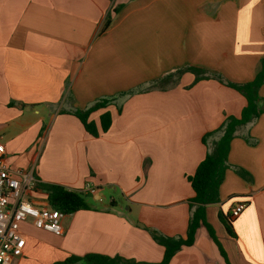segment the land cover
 Masks as SVG:
<instances>
[{
    "label": "crops",
    "instance_id": "1",
    "mask_svg": "<svg viewBox=\"0 0 264 264\" xmlns=\"http://www.w3.org/2000/svg\"><path fill=\"white\" fill-rule=\"evenodd\" d=\"M262 58L264 0H0L3 165L32 172L37 184L91 197L89 210L64 215L60 236L21 222L25 245L11 264H53L89 253L159 262L163 247L143 228L185 236L194 196L186 178L220 133L207 146L201 139L245 105L213 77L249 82ZM187 67L209 78L192 84L191 72L177 74ZM258 95L264 109V85ZM102 98L114 102L89 120L99 129V116L108 111L111 124L92 137L72 112ZM227 162L232 168L207 220L230 264H264V113L237 131ZM86 186L95 193L84 192ZM29 197L50 208L38 186ZM241 202L232 240L217 212L230 213ZM169 264L224 261L200 227L194 244Z\"/></svg>",
    "mask_w": 264,
    "mask_h": 264
},
{
    "label": "trees",
    "instance_id": "2",
    "mask_svg": "<svg viewBox=\"0 0 264 264\" xmlns=\"http://www.w3.org/2000/svg\"><path fill=\"white\" fill-rule=\"evenodd\" d=\"M119 7H115L108 12L102 26V31L107 29L111 22L112 15L117 13ZM184 71L191 72L194 75V81L192 84L199 80L209 78L206 76L204 70L194 67H187L184 70H179L177 71V74L181 75ZM213 78L238 92L244 98L245 105L239 116H226L218 128L204 134L201 139L202 144L207 146V138L215 133H220L218 140L210 147L208 146L205 157L197 165L194 173L186 178L194 196L188 202L191 214L188 219L185 236H163L153 229L144 227L143 229L149 233L151 238L158 245L163 247L162 259L156 263L137 262L118 256L110 257L103 254L89 253L82 256L70 255L63 261L55 262L53 264H169L172 257L179 250L185 247H190L194 244L196 231L200 227H203L206 230L208 237L216 246L219 255L222 257L224 264H230L221 241L216 235L214 228L207 220L206 210L208 206L219 203V186L223 181L225 171L228 168H232L227 162L230 142L236 136V133L240 128L254 122L262 113H264V109L259 107V103L262 99L258 95L259 88L264 85V58L261 60L260 70L255 75L254 79L249 82L242 84L231 83L225 81L219 75H216ZM163 83H166V81ZM113 100L114 98L99 99L86 109H75L72 112V115L79 120L86 133L92 137H98L100 133L106 132L110 127L111 115L108 111H104L99 116L98 129L94 122L89 120L90 114L96 110L104 109L106 106L111 105L112 102H114ZM234 171L242 179L251 181L250 175L242 169L234 168ZM37 186L45 191L47 203L53 210L69 215L80 210L90 209L84 198L85 195L81 192L69 190L60 185L39 183ZM217 220L222 226L225 236L229 239L235 240L236 234L233 229V218H231L230 213H223L219 210L217 212Z\"/></svg>",
    "mask_w": 264,
    "mask_h": 264
},
{
    "label": "built area",
    "instance_id": "3",
    "mask_svg": "<svg viewBox=\"0 0 264 264\" xmlns=\"http://www.w3.org/2000/svg\"><path fill=\"white\" fill-rule=\"evenodd\" d=\"M4 146L0 142V264H11L20 257L25 240L20 233V223L30 221L34 226L62 235L61 221L65 214L44 206H36L29 194L37 187L32 172L10 171L3 165ZM84 192L94 194L95 189L84 187ZM245 208L243 202L230 211L236 218Z\"/></svg>",
    "mask_w": 264,
    "mask_h": 264
},
{
    "label": "rangeland",
    "instance_id": "4",
    "mask_svg": "<svg viewBox=\"0 0 264 264\" xmlns=\"http://www.w3.org/2000/svg\"><path fill=\"white\" fill-rule=\"evenodd\" d=\"M84 198H85L87 201H90V199H91L90 196H84ZM117 200H119V197L117 198Z\"/></svg>",
    "mask_w": 264,
    "mask_h": 264
}]
</instances>
